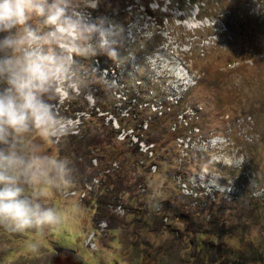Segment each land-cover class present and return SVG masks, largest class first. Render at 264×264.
Listing matches in <instances>:
<instances>
[{
    "label": "rangeland",
    "instance_id": "obj_1",
    "mask_svg": "<svg viewBox=\"0 0 264 264\" xmlns=\"http://www.w3.org/2000/svg\"><path fill=\"white\" fill-rule=\"evenodd\" d=\"M204 1L201 10L183 0L120 4L124 10L114 16L124 28L117 38L130 39L149 83L138 88L129 76L131 57L120 83L107 82L105 71H76L82 87L68 94L88 110L93 95L113 96L112 107L125 118L128 110H118L125 89L154 111L171 85L189 101L194 120L166 114L162 142L147 144L145 123L141 134L138 126L120 125L115 113L94 109L82 126L60 110L67 99L54 103L58 97L50 94L65 130L87 135L83 143L105 158L80 159L62 135L28 136L44 153L68 160L72 172L68 183L26 189L56 209L60 222L43 234L0 227V264H49L51 245L75 251L85 264H264V0ZM85 2L96 8L95 0H73L74 10L83 12ZM114 7L108 2L107 12ZM114 146L127 159L115 167L107 160ZM147 149L154 154L145 158ZM88 164L91 175L99 173L95 179L83 175Z\"/></svg>",
    "mask_w": 264,
    "mask_h": 264
},
{
    "label": "clouds",
    "instance_id": "obj_2",
    "mask_svg": "<svg viewBox=\"0 0 264 264\" xmlns=\"http://www.w3.org/2000/svg\"><path fill=\"white\" fill-rule=\"evenodd\" d=\"M118 30L105 18L91 20L73 0H0V227L23 233L59 224L26 189L68 183L70 162L46 154L28 136H61L65 125L47 98L79 93L77 58L115 60ZM35 251V248H33Z\"/></svg>",
    "mask_w": 264,
    "mask_h": 264
},
{
    "label": "trees",
    "instance_id": "obj_3",
    "mask_svg": "<svg viewBox=\"0 0 264 264\" xmlns=\"http://www.w3.org/2000/svg\"><path fill=\"white\" fill-rule=\"evenodd\" d=\"M96 1V8H91L88 6L84 5L85 3H81L80 6H83V8L81 10H83V12H81V14L88 19L91 20H96L99 18H105L108 21L112 22V19L114 17V19L116 18L114 16V13H119L121 11L124 10V5H120L123 4L126 0H95ZM187 1V3H190L191 5L194 4H198L199 6V10L204 9L203 6L205 5L206 1L201 0V1H197V0H183V2L185 3ZM108 2H112L113 4L116 5V7H114L112 9L111 12H107L108 9ZM202 4V6H200L199 4ZM118 5V6H117ZM120 15L122 14H118L117 17H120ZM114 25L117 26V30H118V36L120 37V32L119 29L124 28L123 23H121V20L116 18V20L114 22H112ZM130 39L121 37V38H117V43L115 45V51L117 53L115 60L113 59H109L106 55H97L94 58H77L76 60V65H75V70L76 71H81L83 73H88L89 75H94L95 73H97L99 76L100 74L103 75L102 71H105V79L107 80V82H109L111 84V82L113 81H117L120 83V81L128 76V73H130L129 71L131 70V68L129 67V60L132 57V61L131 64H133L134 66H132V68L134 69L129 76L135 77V81L139 82L138 83V88L143 87V83L146 82L148 79L146 77V73L144 71H142L141 68V61H139V56L137 58V54L136 51L134 49L131 50L132 45L130 44ZM193 43H197L195 41H193ZM125 56V57H124ZM125 63L127 64V66H125ZM124 65V66H123ZM147 83H149V81H147ZM160 88H155L152 93L154 92V94L152 96H154L151 100L154 101L158 94V90ZM81 94V93H80ZM151 94V93H150ZM137 93L132 91H128V89H125V92H123V94L120 97V101H118V104H120L119 106H121L118 110H120L121 112L124 110H128L126 111V117L125 118H121L122 115L120 113L117 114V111L112 107V101L111 98H113V96H103L105 97V99L102 96H98V95H93L94 96V106L93 108H91V110H88L87 108H85L84 106H82L81 104L78 103H74L73 101L69 100L70 98H67V100L64 101V103H62V105H60V110L61 111H65L68 112L70 115L69 117H71L70 119L72 120H79L81 121V124L83 126V124L86 122V118L90 117L92 115V113H94V109H98L100 112H108V113H115V116H117V118L119 119V123L120 125L123 126V123H130L129 127L134 129H138L137 127H133V126H138L141 130V134H142V124H146V131H145V135L150 136V139H147L146 141L147 144H158L160 142H162V138H158V135H162L164 134V129L166 128V123H164V117L166 116V114H170V116H172L174 118V120L179 121L178 117L181 115L180 113H184L185 117L184 119V123H187L188 121H192L194 120L195 116H191L189 117L187 115V110L189 108V101H185L183 100L184 98V94L180 95L177 94L175 88L171 85H168V87H166L165 91H162V93H160V95L163 97L161 101L154 103V108L155 110L152 111L151 110V105L150 104H146V105H140L139 103V96L137 95ZM52 96V95H51ZM54 97V96H53ZM109 98V99H108ZM52 99V97L50 98ZM58 98H56V102L57 103ZM53 103V104H54ZM148 103V102H147ZM179 108V110H177ZM177 110V112H175ZM147 112H149L150 114H147ZM170 112V113H169ZM89 115V116H88ZM190 115V114H189ZM126 121V122H125ZM175 123V122H174ZM182 124V123H180ZM164 128V129H163ZM177 125L174 124V130H178L177 129ZM73 129H68L65 130V132L62 134V137H64V139L66 141H70L71 142V147L73 149V152L78 153V151L81 153L80 155V159L85 156L88 157L90 154H94L96 152L92 151L93 149L91 148L92 145L87 143L86 145L83 143L85 141V137H87V135H85L84 133H80L77 130V133H73ZM154 135V137H152V134ZM146 137V138H147ZM83 140V141H82ZM77 146V147H74ZM120 148L117 146H114L113 150L109 153L107 160L111 161L112 163H115L114 167L116 165H119L120 163L124 164L126 163L127 159H125L123 157V152H121V150H119ZM136 153V152H135ZM143 156H145V158L152 156L153 150L152 149H147ZM140 154V153H139ZM99 155V154H98ZM97 153L95 156V159L98 161V163L100 162V160L102 158H105L103 155H99L98 156ZM142 155V153L140 154ZM78 156V155H77ZM125 159V160H124ZM78 160H76L77 163ZM143 161V160H142ZM78 164V163H77ZM101 164V162H100ZM100 164L97 165L96 170L100 168ZM94 167L90 164H88L84 169H83V175L88 173V177L91 179H95L96 176L99 174L97 173L96 175H91L93 173L91 172V169H93ZM111 169V168H110ZM101 171H103L104 169H100ZM112 172L115 170V172L117 171V169L112 168L111 169ZM86 172V173H85ZM104 172V171H103ZM101 172V175H104V173ZM77 175V174H76ZM79 176V175H77ZM80 176H82L80 174ZM109 176V175H108ZM90 179V180H91ZM91 182V181H90ZM254 261H261V258H257L255 257ZM234 263V262H233ZM232 264V262H231Z\"/></svg>",
    "mask_w": 264,
    "mask_h": 264
},
{
    "label": "water",
    "instance_id": "obj_4",
    "mask_svg": "<svg viewBox=\"0 0 264 264\" xmlns=\"http://www.w3.org/2000/svg\"><path fill=\"white\" fill-rule=\"evenodd\" d=\"M54 255L51 257L49 264H85L75 251L69 249H61L51 245Z\"/></svg>",
    "mask_w": 264,
    "mask_h": 264
}]
</instances>
